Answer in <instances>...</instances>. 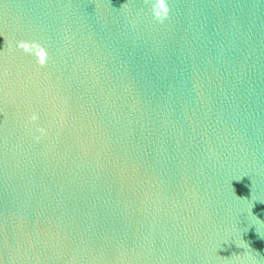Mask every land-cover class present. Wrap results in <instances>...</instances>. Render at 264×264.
Wrapping results in <instances>:
<instances>
[{"label":"water","instance_id":"water-1","mask_svg":"<svg viewBox=\"0 0 264 264\" xmlns=\"http://www.w3.org/2000/svg\"><path fill=\"white\" fill-rule=\"evenodd\" d=\"M0 264H264V0H0Z\"/></svg>","mask_w":264,"mask_h":264}]
</instances>
